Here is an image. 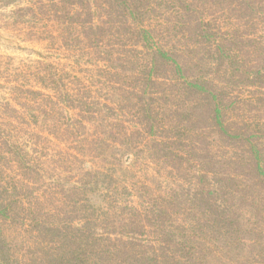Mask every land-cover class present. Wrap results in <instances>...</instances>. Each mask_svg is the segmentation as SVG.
Instances as JSON below:
<instances>
[{
	"label": "rangeland",
	"instance_id": "374dc122",
	"mask_svg": "<svg viewBox=\"0 0 264 264\" xmlns=\"http://www.w3.org/2000/svg\"><path fill=\"white\" fill-rule=\"evenodd\" d=\"M147 1L142 18L134 20L129 13L120 15L113 0H0V206L7 208L0 213L3 264H65L69 217L77 221L86 207L108 217L113 204L130 195L122 187L129 185L131 194L139 195L147 187L155 192L188 185L191 170L207 166L204 153L220 155L227 146L229 153L242 150L236 140L233 146L224 144L211 131L209 143L193 142L199 153L192 156L193 164L176 162L179 167L171 168L150 152L147 141V147L134 143L139 150L127 148L117 132L98 124L105 106L114 107L126 116L129 139L142 143L137 141L141 132L132 128L144 129L143 122L121 108L116 89L140 87L132 79V69L137 70L133 59L149 62L150 47L168 51L169 59L154 74L159 83L152 86L159 97L167 94L164 106L187 99L178 80L205 75L225 87L222 101L229 108L220 115L224 128L233 129L238 140L259 138L253 140L264 158V0ZM124 22L130 29L147 28L150 45L143 48L142 41L129 35L133 30L117 32ZM175 83L180 89L171 85ZM196 115V125L209 129L204 128L212 120L207 108L198 107ZM111 139L118 148L105 151L101 144ZM217 166L241 173L236 164ZM103 169L109 170V180ZM71 186L79 187L75 198L86 205L67 215L76 209L65 206V189ZM115 187L121 190L112 197ZM243 239L248 245L255 236ZM246 254L240 249L241 257Z\"/></svg>",
	"mask_w": 264,
	"mask_h": 264
},
{
	"label": "trees",
	"instance_id": "16d2710c",
	"mask_svg": "<svg viewBox=\"0 0 264 264\" xmlns=\"http://www.w3.org/2000/svg\"><path fill=\"white\" fill-rule=\"evenodd\" d=\"M113 2L120 6V15L129 13L134 20L142 18V6L148 3L147 0ZM128 25L125 22L119 25L117 32L121 28H127L128 32L133 30L129 35L142 41L143 48L150 45L153 39L147 28L130 29ZM99 29L104 28L100 25ZM150 48L149 62L138 56L133 59L137 70L132 69V79L140 87L119 85L116 89L121 108H129L133 118L143 122L144 129L132 128V132H141L142 137L137 141L142 143L132 142L133 137L129 139V129L127 133V124L122 119L126 116L114 107L105 106L106 115L98 124L106 131L117 132V140L123 138L127 148L139 150L137 145L147 147V141L150 152L162 157L171 168H178L182 161L186 164L189 161V166L193 164L192 156L199 154L197 143L193 142L199 138L209 143L212 137L206 136L211 131L222 136L224 141L218 136L222 143L231 146L235 143L242 150L229 153L227 146L222 148L224 152L220 155L214 156L210 151L204 153V166H207L193 168L188 185L177 183L165 191L159 189L155 192L147 187L139 195H132L133 189L129 185L122 187L130 195L115 202L108 217L107 212L98 213L89 207L84 209L87 213L77 221H71L69 217L65 221V264H264V239L259 238L264 234V186H261L264 179L259 177L264 175V158L259 144L253 140L259 138L249 136L238 140L230 133L234 132L233 129L224 128L226 121H221L220 115L222 109L229 108L222 101L226 95L225 87L211 83L205 75L178 80L182 84L181 89L179 84H171L180 89L182 98L183 94H188V97L172 108L164 106L161 100L167 94L159 97L152 86L159 83L154 74L162 68L163 61L169 59L168 51L161 46ZM238 56L231 55L234 61ZM218 58L222 60L223 56L219 54ZM119 67L123 65L120 63ZM202 105L212 119L207 120L210 127H204L209 129L196 125L199 117L196 115L197 108ZM244 125L250 127L247 123ZM115 141H103L104 145H101L105 151L115 150L118 148V144L113 143ZM133 155L136 156V153ZM218 164H236L241 169V173L236 174H245L249 179L225 172ZM89 170L92 172L91 168ZM103 171L107 173L101 172L102 176L109 180V170ZM77 188L71 186L65 189V206L67 203L76 208L66 211L67 215L77 213V207L85 208L86 203L83 205L75 198ZM83 190L84 187L82 192H85ZM120 190V187H115L110 194L115 197ZM6 209L0 206V213L6 212ZM246 234L255 236L248 245L243 239ZM240 249L246 251L248 257H241ZM230 251L237 252L229 256L227 252ZM0 264H3L1 259Z\"/></svg>",
	"mask_w": 264,
	"mask_h": 264
}]
</instances>
